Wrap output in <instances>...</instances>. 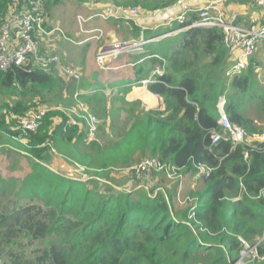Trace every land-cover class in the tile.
I'll return each instance as SVG.
<instances>
[{
    "label": "trees",
    "instance_id": "16d2710c",
    "mask_svg": "<svg viewBox=\"0 0 264 264\" xmlns=\"http://www.w3.org/2000/svg\"><path fill=\"white\" fill-rule=\"evenodd\" d=\"M42 1L47 16L53 15L59 0H54L52 7L50 0ZM177 1L158 6L140 0L130 7L154 12ZM11 2L0 0V24ZM121 20H115L118 30ZM192 20L197 18L184 25ZM84 28L88 29L85 24ZM131 31V38H137V29ZM222 34L220 28L192 27L179 33L171 46L164 42L161 48H146V56L142 52L138 58L145 61L135 64L134 84L150 75L158 58H163V76L146 86L162 99L163 109L145 111L139 103L122 100L130 109L121 107L116 114L127 112L130 124L104 146L88 139L84 121L67 125L68 116L60 110L48 111L35 132L15 130L19 119L36 103L57 107L70 101L67 105L76 107V86L52 65L24 64L1 70L0 135H6L23 153L28 172L20 183L2 181L0 193L8 186L17 201L30 204L21 207L15 201L4 210L0 227L6 230L0 231V244L10 228L29 244H43L46 259L28 264H229L237 258L243 242L257 241L264 252V200L256 198L264 190V142L255 143L258 148L254 149L232 145L226 139L211 144L210 139L213 130L225 136L217 124L220 99H224L230 123L247 133L260 131L238 111L237 101L250 91L251 97L264 104L262 93L253 91V58L242 73L231 78L225 73L230 52L223 45ZM143 36L148 39L158 33ZM82 81L77 89L91 90L90 82ZM130 89L123 88L121 95ZM85 93L80 97L84 104L95 107L97 115L105 112L106 108L98 106L104 101L99 90ZM19 139L25 143L21 145ZM54 154L80 163L89 175L62 174L61 163L52 159ZM147 157L177 168L182 175L193 174L197 165L211 168L203 187L190 193L194 198L191 217L190 207L175 209L167 189L155 193L153 188L131 192L113 188H121L112 178L114 170L125 171ZM126 173L133 181H142L131 171Z\"/></svg>",
    "mask_w": 264,
    "mask_h": 264
},
{
    "label": "built area",
    "instance_id": "2783aa9c",
    "mask_svg": "<svg viewBox=\"0 0 264 264\" xmlns=\"http://www.w3.org/2000/svg\"><path fill=\"white\" fill-rule=\"evenodd\" d=\"M225 0H178L172 7L158 14L156 12H148L139 7H122L115 10L100 9L95 10L87 15L76 17L79 34L85 35L79 41H71L74 45H81L86 42H99L103 36L102 28L85 29L84 24L89 20L106 21L108 19H124L132 20L134 23H140L143 20L145 25L152 18L158 20L155 24L157 29L163 27L173 28L181 26L180 30H186L192 27H215L222 30L223 45L230 52L228 70L232 74L242 73L247 69L250 59L255 54L258 44L264 42V25L259 24L256 20L250 19L246 24H239L240 14L237 12L231 13L227 18L222 9V3ZM251 4L259 10H264V0H250ZM192 17L197 20H192ZM47 18V9L42 0H12L6 8L4 20L0 24V71H5L8 68L20 67L21 65L42 66L44 68L53 66L54 70L61 76L71 81L76 86L74 91V99L76 107L61 109L60 107H48L45 105L35 104L34 108L27 110L22 118L19 119L15 130L20 132H35L42 124L43 118L48 111L60 110L68 116L67 125H76L78 120L84 121L87 129L89 140H93L97 133L98 120L84 109V102L80 100L83 92L77 89L80 83V75L76 69H73L63 64L58 55L42 54L40 50L42 40H47L54 33L61 32L59 29L47 30L45 23ZM177 32V31H174ZM181 33V32H180ZM161 34L160 37H162ZM155 38L146 39L141 35L140 40L113 41L110 45L104 47L96 58L98 66L103 68V61L107 59H115L119 55L126 53L142 54L144 45L155 42ZM156 58V57H155ZM153 67L152 73L135 83L140 87H146L148 84L155 83L156 79L163 76L165 72V60L158 58ZM144 61L138 59L135 64H140ZM257 77L263 75V68H257ZM228 72V74H229ZM219 112L218 126L222 129L225 136H222L216 131L211 132V144H216L220 140H229L232 145H247L251 148H258L255 143L264 142L263 133H247L242 127L233 125L228 120L224 111V99H220L217 103ZM248 152L246 151L243 159H247ZM68 171H72L67 169ZM85 173L84 168L79 169ZM131 171L137 180H150L154 174L162 175L163 178L169 180H182V174L175 167H169L161 164L154 157H147L145 160L126 169L125 172ZM211 172L208 166L197 165L196 171L192 174L193 181L199 182L206 180ZM73 177V176H72ZM85 178V177H82ZM178 195V194H177ZM256 198L264 200V190L260 191ZM179 206L190 207L191 214L194 210V198L190 195L186 198L177 199ZM260 242L242 243L238 256L229 264H264V252H260Z\"/></svg>",
    "mask_w": 264,
    "mask_h": 264
},
{
    "label": "rangeland",
    "instance_id": "374dc122",
    "mask_svg": "<svg viewBox=\"0 0 264 264\" xmlns=\"http://www.w3.org/2000/svg\"><path fill=\"white\" fill-rule=\"evenodd\" d=\"M50 1H51V7H52L54 4V0H50ZM135 1L140 2V0H59L57 3V6L54 8L56 12L54 15L55 16L54 21L56 22V27L64 31V34L66 37L67 36L66 34L69 33V30H71L69 27L74 24L76 25L75 17L77 15L78 16L87 15L90 10L88 8L89 6L91 9L97 8L98 10L100 9L105 10V9H110L111 7L117 10L120 8L119 6L130 7L131 5H133ZM147 1H149V3L152 5L160 6L162 3H166L172 0H147ZM173 4L174 3L170 4L167 7L156 10V11H159L157 12L158 14H160L161 12H166L172 7ZM148 12H152V11H148ZM115 20L116 19L111 18L106 21H103L104 23H101L100 26L103 30V36L99 42H95V41L92 42L93 43L92 46L90 44L84 45L88 42L82 43L81 45L71 44L67 48L68 49L67 58H70L73 62L75 61L76 64L77 63L79 64L78 67L75 69H77V72L80 75V81L85 80V81L90 82V84L96 83L98 86H101L102 80L104 79L105 75L107 73H111V72H108L107 69L109 68L107 67L113 66L114 61L113 59L104 60L103 68H101L100 66H98L96 62L97 56L99 55L101 50L104 49V47L110 45L113 41L115 40L121 41L122 39H124L123 37H126L127 39L131 38V35H132L131 30L137 29L136 31L137 32L136 34H138L137 40H140L141 35L143 36L144 34H147V33L156 35L158 33V36H156L155 38L156 39L155 42H151L143 46L145 50V52L143 53L145 55L143 54L142 56H146V50H147L146 48H149V47L161 48L162 43L164 42H167V44L169 43L171 46L172 40L175 37H177V35L180 32H182V29L181 31H178L180 29L176 28V26L173 27L170 31H167L170 29V27L161 26V28L157 29L155 27V24L158 23L157 22L158 20H156V18H152L151 21L149 20V22L141 26H138V24H140L139 22L137 24V23H134L132 20L122 19L120 23L121 24L120 30H118L115 27L114 28L108 27L109 25L114 24ZM104 24H106L105 25L106 27L104 26ZM66 27L68 30L66 29ZM174 31H177V32H174ZM162 32L165 35H162V37H160L161 36L160 34ZM70 38H71L70 40L75 41L73 39L78 38L77 31H76V36L70 37ZM150 38H154V37H150ZM51 39L58 40V42H60L61 35L57 34L51 37ZM53 50L57 51V49H53ZM52 53L56 54L55 51H52ZM128 56L130 58H128ZM253 56L254 57L252 58L255 62L254 64L263 68L264 67V42L258 44L256 53ZM120 57L122 58L121 59L119 58L117 61L121 63L122 65L123 63L127 64L128 62H133V61H134L133 63H135L138 60V58H140V54H123ZM60 58H62L61 62L67 66H69V63H71L69 61L66 62L64 60V56ZM99 68L101 70L104 69L105 71L104 70L101 71ZM228 72L229 71L226 70L225 73L228 74ZM111 75L113 76L115 75V73H112ZM228 75H230L229 77L231 78L232 76L237 75V74H232L231 72H229ZM133 76L136 79L135 72ZM140 76L141 75H138V77ZM148 76L145 75V77H148ZM94 79L96 80L95 82H94ZM254 84L255 85L253 87L254 88L253 91L256 94L260 92L264 96V77H263V80H261V82L258 81L256 78H254ZM137 87H140V86H137ZM251 93L252 92L250 91L248 93H244V95H242L241 98L239 99V102L237 101L238 111L243 116L245 115V117L249 118L253 122V125L257 127L258 132L260 131V133L264 134V104L260 102L259 98L251 97ZM101 100L103 101V99ZM114 101H115L114 104L117 105L118 107H115L113 110H110L109 108L105 109V112L103 111L98 115L95 114V111H94V109H96L95 107L93 109V107H89L88 105L84 104V109L86 110V112L92 116H95L98 120V123H97L98 130L93 140H96L99 144L103 146L105 144H109L115 141L118 138V136L122 134L124 130L126 129L125 125L130 124V121L129 122L127 121V119L130 118V115H128L127 112H123V114L122 113L116 114V111L121 109L120 107L125 108L126 111L127 109L129 110L130 108L126 106L124 103H122L121 97H117L116 99H114ZM69 103L71 102L70 101L67 102V104ZM112 103H113V100H112ZM67 104L66 106L63 104L57 107H60L62 110L65 108L72 107L71 105H67ZM95 104L96 103L93 102V106ZM98 106L100 109H104L106 104L103 101V102H99ZM1 113L2 111H0V114ZM110 123H112L113 126H110ZM1 150L2 151H0V186L2 185V181L4 180H6L5 182L12 180L15 183H20L24 179L26 173L28 172V163L26 159L23 158L20 154L18 155L16 152L10 149L2 148ZM52 159L59 160L62 166L60 168L61 170L60 172L62 174L65 173L66 175H71L73 177H81V178L89 175V172L87 170L85 171V173L79 170L83 168L80 163L76 161H72V159L68 157H65V156L63 157V156L54 154ZM67 169H70L72 171L70 172ZM159 176L160 177H156L157 178L156 183L159 185V187H157V185L154 187L148 186L147 190H150L151 188H153L155 193L159 191L164 192L165 189L168 188L167 186L170 187L174 184H175L174 186H176V183L178 182V180H169L167 178H163L162 175H159ZM183 177L184 176H182L181 178L183 179ZM112 178H114V180L117 182L116 184H118L119 186L124 185V184L120 185L121 180L129 181V182H132L134 180L131 174H127L123 170H114L112 172ZM172 181L173 182L176 181V183L174 182L173 184ZM3 187L4 188L0 193V221H2L3 217L5 216L3 213L4 210L11 208L12 203L17 201L15 197V192H13V190H11L8 186H3ZM125 187L129 188L127 189V191H130V192L134 190H138V189H133L132 187H130V183L127 186L125 185ZM162 187L164 191L160 189ZM189 195L190 193L183 194L179 190V187H178V189L175 191L174 207L175 208L178 207V210L179 208L180 210L185 208L184 206H179V204L177 203V199L186 198ZM17 203L21 207H25V205L30 204L28 203L27 200L25 201L20 200V201H17ZM5 230H6L5 227H0L1 232L4 233ZM7 232L9 233V236H12V238L10 239L9 236L6 237L2 240L0 244V264H28L38 258L46 259V254H45L46 251H45V246L43 244H40L37 241H33L32 244H29L28 240L25 241L21 238V234L18 231L11 229V228L8 229ZM19 242L23 243L22 247H20V245L17 244Z\"/></svg>",
    "mask_w": 264,
    "mask_h": 264
},
{
    "label": "crops",
    "instance_id": "0c3cea01",
    "mask_svg": "<svg viewBox=\"0 0 264 264\" xmlns=\"http://www.w3.org/2000/svg\"><path fill=\"white\" fill-rule=\"evenodd\" d=\"M88 8L90 9L88 14L94 12L95 10H97L96 8H95V10L91 9L90 6ZM222 9L225 12V17L226 18L233 12L239 13L240 14V17H239V20H238L239 24H246L250 19H254L259 24H261V25L263 24L264 25V10L261 11V10L255 8L253 6V4H251L250 0H225L222 3ZM55 13L56 12H54L53 15L50 13V15H48L47 18H46L45 26H46L47 30H51V29H54V28L59 29V28L56 27V22L54 21ZM76 17H75V20H76ZM98 21H96L95 19L89 20L88 22L85 23V27L88 28V29H94V28H99V27L101 28L100 25H101V23H104V22L102 20L100 22H98ZM142 22H143V20H141L140 23H142ZM115 23H116V21H114V24L109 25L108 27H110V28L113 27L114 28L116 26ZM105 25L106 24H104V26ZM66 26H67V24H66ZM77 26H78V24L76 23V25L74 24V25L69 27L71 30H69V33L66 34L67 38L65 37L64 31H62V29H59V30H61V32H57V33L52 34L51 36H49L47 38V40H42L43 42L41 43V46H40L41 53L42 54H49V55H58V56L60 55L59 57H63L64 56V60L66 62L67 61L71 62V63L68 62L69 63V67L77 68L79 64L78 63L76 64L75 61L73 62L70 58H67V50H68L67 48L69 47V45L72 44L69 41L71 39L70 37L76 36V31L78 33V38L73 39V40L79 41V40H81V38H83L85 36L83 34H81V35L79 34ZM66 29H67V27H66ZM57 34L61 35V41L60 42H58V40L51 39V37H53V36H55ZM63 38H64L65 41L63 40ZM154 38H156V37H154ZM133 39L137 40L138 38H133ZM149 39H151V38H149ZM126 40H128V39H123L121 41H126ZM129 40H131V39H129ZM115 41H117V40H115ZM121 41H119V42H121ZM92 42H94V41L88 42V43H86L84 45L90 44L92 46V44H93ZM66 44H68V45H66ZM72 45H74V44H72ZM53 49H57V51L53 50ZM52 51H55L56 54L52 53ZM126 54H135V53H126ZM122 55H119L118 57L113 59V61H114L113 62L114 65L113 66L107 67V68H109V69H107L108 72H111V73H107L105 75L104 79L102 80V85L101 86H98L96 83H94L95 85L91 84V86H92L91 90L84 91V92H86L87 94H91V93H95L97 90H99L100 93L104 96V103L106 104L105 108L106 109L109 108L110 110H113L115 107H118L117 105L114 104V102H115L114 99H116L117 97H121L122 100L127 102V104L139 103V108H141V109L144 108L145 111L154 110V109L156 110V108H158V106H160L161 109H163L162 99L160 97L150 93L148 91L147 87H137V85L134 84L135 77L133 76V74L135 72V65H132V63L134 61L133 62H128L127 61L128 62L127 64L123 63L121 65V63H119L117 60L119 58L121 59L122 57H120V56H122ZM128 58H130V57L128 56ZM60 60L62 61V58H60ZM144 61H142V63ZM142 63L137 64L136 66L141 65ZM254 63L255 62H253L252 64H254ZM254 66H255V74H256L255 77H256V79L258 81L261 82V80H263L264 73H263V75L261 77H257L256 69L258 67L259 68H262V67H260V66H258L256 64H254ZM102 70H104V69H102ZM263 72H264V67H263ZM112 73H115V75L112 76L111 75ZM95 81L96 80L94 79V82ZM128 87L131 88L130 91L127 92L124 95H121V91L123 90V88H128ZM112 100H113V103H112ZM152 102H154V103H152ZM16 141L19 142L21 145H23L25 143L24 139H19V140H16ZM2 148H7V149H10V150L16 152L18 155L19 154L23 155V153H21L20 151H18V149H16V146L14 145V143L9 141V139L7 138L6 135L5 136L4 135H0V151H2L1 150ZM53 161H55L54 162L55 164L59 163V160L53 159ZM182 176H184V177H183V179L181 181H178L177 183H176V181H174L176 183V186H174L175 184L172 181V183L174 185H172L170 187L167 186L168 188H166L167 191L173 195V200H174V196H175V191L178 189V187H179V190L183 194L191 193L193 191H198V190H200L203 187V182L202 181H200V182L193 181L192 173H188V174H185V175H182ZM156 177H160V176L159 175L153 176L150 180H145V182L143 180L142 181H138V182H135V181L129 182V181L121 180L120 181V185L124 184L123 186H121V189H125V188L129 189V188L125 187V185L127 186L129 183H130V187H132L133 189H141V188H143L145 190V189H147L148 186L154 187L156 185H157V187H159V185L156 183L157 182V180H156L157 178ZM126 182H128V183H126ZM160 189L163 190V187L160 188ZM174 204H175V202H174ZM175 209L178 210V207L175 208ZM179 210H180V208H179Z\"/></svg>",
    "mask_w": 264,
    "mask_h": 264
},
{
    "label": "water",
    "instance_id": "95a60500",
    "mask_svg": "<svg viewBox=\"0 0 264 264\" xmlns=\"http://www.w3.org/2000/svg\"><path fill=\"white\" fill-rule=\"evenodd\" d=\"M157 110H161V107L160 106H158V108H156ZM113 188L114 189H117V190H122L121 188H119V187H117V186H115V185H113Z\"/></svg>",
    "mask_w": 264,
    "mask_h": 264
},
{
    "label": "bare ground",
    "instance_id": "6f19581e",
    "mask_svg": "<svg viewBox=\"0 0 264 264\" xmlns=\"http://www.w3.org/2000/svg\"><path fill=\"white\" fill-rule=\"evenodd\" d=\"M139 93V92H138ZM137 94V93H136ZM142 98V97H141ZM149 98V97H148ZM151 101V100H150ZM152 103H154V102H152Z\"/></svg>",
    "mask_w": 264,
    "mask_h": 264
}]
</instances>
